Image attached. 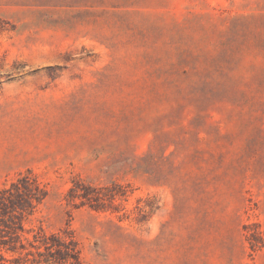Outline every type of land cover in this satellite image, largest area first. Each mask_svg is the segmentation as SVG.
<instances>
[{"label":"rangeland","instance_id":"374dc122","mask_svg":"<svg viewBox=\"0 0 264 264\" xmlns=\"http://www.w3.org/2000/svg\"><path fill=\"white\" fill-rule=\"evenodd\" d=\"M0 264H264V0H0Z\"/></svg>","mask_w":264,"mask_h":264}]
</instances>
